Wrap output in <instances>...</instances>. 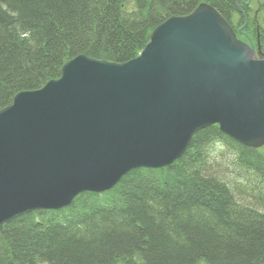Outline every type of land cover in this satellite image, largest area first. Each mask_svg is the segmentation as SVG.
Here are the masks:
<instances>
[{"label": "trees", "instance_id": "1", "mask_svg": "<svg viewBox=\"0 0 264 264\" xmlns=\"http://www.w3.org/2000/svg\"><path fill=\"white\" fill-rule=\"evenodd\" d=\"M148 1L0 0V110L58 78L77 53L133 59L158 24L202 2ZM221 1L209 0L227 16L235 0ZM219 133H199L168 168L127 176L109 204L85 194L71 211L0 227V264H264V158ZM218 145L228 164L210 157Z\"/></svg>", "mask_w": 264, "mask_h": 264}, {"label": "water", "instance_id": "2", "mask_svg": "<svg viewBox=\"0 0 264 264\" xmlns=\"http://www.w3.org/2000/svg\"><path fill=\"white\" fill-rule=\"evenodd\" d=\"M213 125L246 147L264 144V56L203 4L159 26L132 60L81 55L0 110V225L170 167Z\"/></svg>", "mask_w": 264, "mask_h": 264}, {"label": "rangeland", "instance_id": "3", "mask_svg": "<svg viewBox=\"0 0 264 264\" xmlns=\"http://www.w3.org/2000/svg\"><path fill=\"white\" fill-rule=\"evenodd\" d=\"M202 2H199L189 13H185V14H182V15H169V17H167L164 21H162L160 24H158L151 32L150 34V37H149V41H150V38H151V35L152 33L159 27L161 26L163 23L167 22L169 19L173 18V17H186L188 16L189 14H191L192 12L195 11V9H197L200 5H203V4H206V5H209L211 7H213L221 16H223V19L226 21V23L230 26V28L232 29V31L234 32V34L236 35V38L238 41L242 42L243 44L245 45H248L251 49H253L256 53V57L259 58L260 55H263L264 56V0H250L249 2V5H247V7L244 9L243 8V5H242V1L243 2H248L247 0H235L234 1V6L232 8V11L230 14H228L227 16H224L215 6H213V4H211V2H209V0H201ZM215 1V0H214ZM150 4V0L148 1V5ZM133 5V4H131ZM130 9V7H129ZM147 12V9L146 10H143V13L146 14ZM236 24H238L236 26ZM242 30L244 29V32L246 34H248L250 36V38H252L253 42H254V46L248 44L247 42L243 41L242 39L244 38L243 36L244 35H240L238 33V30ZM24 37V36H23ZM149 41L147 42V44L149 43ZM146 44V45H147ZM145 45V46H146ZM145 48V47H144ZM143 48V49H144ZM142 49V50H143ZM141 50V51H142ZM140 51V52H141ZM140 52L138 53V55L140 54ZM137 55V56H138ZM92 58V57H91ZM135 58V57H134ZM93 59V58H92ZM98 60H101V59H98ZM132 60V59H131ZM101 61H107V62H113V63H117V64H122V63H126V62H115V61H108V60H101ZM130 61V60H129ZM64 67V65H63ZM62 67V69H63ZM61 74H62V70H61ZM61 77V75L58 77V78H55V79H51L49 80L48 82L52 81V80H56V79H59ZM47 82V83H48ZM46 83V84H47ZM45 84V85H46ZM45 85H43L42 87H40L39 89H35V90H23V91H20L18 92L17 94L19 93H22V92H31V91H37V90H40L42 89ZM16 94V95H17ZM15 95V96H16ZM14 100V99H13ZM13 102V101H12ZM12 104V103H11ZM10 104V105H11ZM8 105V106H10ZM6 106V107H8ZM4 107V108H6ZM3 108V109H4ZM2 110V109H1ZM209 129H215L218 133L220 132L219 128L217 125H213V126H210V127H207L205 129H202L200 130L199 132H197L195 135H193L191 141L193 140V138L195 136H197L199 133H203ZM221 133V132H220ZM219 133V134H220ZM222 134V133H221ZM224 135V134H222ZM191 143V142H190ZM190 145V144H189ZM189 145L186 149V151L188 150L189 148ZM226 145V144H225ZM246 147V146H245ZM221 145H218V150L216 151V154L213 155V153L211 154V158L212 159H218L219 160V163L220 164H228V163H224V158L222 155L218 154L224 150H227L226 148H222ZM246 148H249V147H246ZM251 149V148H250ZM254 150L257 151V154L262 156L264 158V144L262 146H259L258 148H253ZM186 153V152H185ZM184 153V154H185ZM215 153V151H214ZM183 157V156H182ZM181 157V158H182ZM180 158V159H181ZM180 159L176 160L174 163H177L180 161ZM226 160V159H225ZM172 166V165H171ZM168 168V167H166ZM165 169V168H163ZM141 170H145V169H140V170H134L131 172L129 176L131 175H135L137 176L138 175V171H141ZM156 169H154L155 171ZM224 170V169H222ZM127 176H125L124 178H126ZM229 177V175H228ZM123 178V179H124ZM123 181V180H122ZM88 195V196H91V194H95V193H91V192H86L84 194H81V195ZM90 194V195H89ZM79 195V196H81ZM100 195V198L102 199V201L104 200V198H107L106 195H107V191L105 192H102L99 194ZM78 196V197H79ZM76 201V198L74 199V201L72 202L71 205L65 207V208H62L60 210H57V211H53V212H63V211H71L72 208L76 207L77 205V202ZM79 206V205H78ZM77 206V207H78ZM113 207H115V205L112 204ZM111 207V206H110ZM76 211V210H75ZM68 213V212H67ZM79 213V212H71V217L73 219L76 218V214ZM31 213H26L24 215H29ZM23 215V216H24ZM67 217H69L70 215H65ZM17 220V219H16ZM15 220H11L10 222H4L0 225V227H3L11 222H14ZM133 263H134V260H133Z\"/></svg>", "mask_w": 264, "mask_h": 264}, {"label": "bare ground", "instance_id": "4", "mask_svg": "<svg viewBox=\"0 0 264 264\" xmlns=\"http://www.w3.org/2000/svg\"><path fill=\"white\" fill-rule=\"evenodd\" d=\"M219 1H221V0H219ZM221 2H224V0H222ZM121 10H122V8H120ZM4 10H7V9H4ZM8 11V10H7ZM126 12V14H128L127 13V11H125ZM81 55H83V56H87V57H89V58H91L90 56H88V55H86V54H81V53H77L76 55H75V57H73V58H70V59H67V62L65 63V64H67V63H69V62H71L72 60H74V59H76L77 57H80ZM93 59H95V60H98V59H96V58H93ZM64 64V65H65ZM228 140H230L231 142H233V143H235V144H237L238 146H241V147H243V148H246L244 145H241V144H239L238 142H236V141H234L232 138H230V137H228V136H226V135H224ZM251 149H253V148H251ZM185 152H187V151H185ZM150 180V179H149ZM116 188V187H115ZM114 190V188L113 189H111V190H109V191H107V192H111V191H113ZM232 192H233V195L235 196V197H237V198H239V199H243V197L242 196H239V194H237V192H235L234 190H232ZM100 193H98V194H96V195H99ZM100 198V197H99ZM106 201H107V203L109 204L110 202L109 201H111L112 199L111 198H109V197H107V198H104ZM97 200H99V199H97ZM104 200V201H105ZM101 202L102 201H96V203L99 205V204H101ZM44 212H50L49 210H45V209H42V210H38V211H34V212H32V213H35L34 215H35V217L37 216V217H39V216H42V214L44 213ZM31 213V214H32ZM23 215H20V216H18L16 219H18V218H21ZM76 218L74 219L76 222H77V218H79V213H77L76 215ZM66 218V216H55V217H52V219L50 220V223L53 225V226H61V225H63L64 223H63V221H64V219ZM70 218V217H69ZM16 219H14V220H16ZM138 261H139V263H140V261L142 260V257H140V256H138Z\"/></svg>", "mask_w": 264, "mask_h": 264}, {"label": "flooded vegetation", "instance_id": "5", "mask_svg": "<svg viewBox=\"0 0 264 264\" xmlns=\"http://www.w3.org/2000/svg\"><path fill=\"white\" fill-rule=\"evenodd\" d=\"M248 2L246 3V2H243L242 1V5H243V8L245 9L246 7H247V5H249V2H250V0H247ZM238 24H236V26H237ZM238 33L242 36V35H244L243 37V41H245V42H247L248 44H250L251 46L253 45L254 46V42H253V40H252V38H250V36L248 35V34H246L245 32H244V29H242V30H238Z\"/></svg>", "mask_w": 264, "mask_h": 264}]
</instances>
